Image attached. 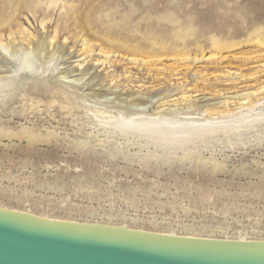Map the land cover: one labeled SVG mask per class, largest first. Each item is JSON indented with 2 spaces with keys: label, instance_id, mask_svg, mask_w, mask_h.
<instances>
[{
  "label": "rangeland",
  "instance_id": "374dc122",
  "mask_svg": "<svg viewBox=\"0 0 264 264\" xmlns=\"http://www.w3.org/2000/svg\"><path fill=\"white\" fill-rule=\"evenodd\" d=\"M256 117L264 0H0V208L264 241Z\"/></svg>",
  "mask_w": 264,
  "mask_h": 264
},
{
  "label": "water",
  "instance_id": "95a60500",
  "mask_svg": "<svg viewBox=\"0 0 264 264\" xmlns=\"http://www.w3.org/2000/svg\"><path fill=\"white\" fill-rule=\"evenodd\" d=\"M0 264H264V241L171 236L0 208Z\"/></svg>",
  "mask_w": 264,
  "mask_h": 264
},
{
  "label": "clouds",
  "instance_id": "9594fccd",
  "mask_svg": "<svg viewBox=\"0 0 264 264\" xmlns=\"http://www.w3.org/2000/svg\"><path fill=\"white\" fill-rule=\"evenodd\" d=\"M178 123H177V127H180V126H184L183 123L177 119L176 120ZM261 121H264V117H256L253 121H252V124L251 125H255V124H258L260 123ZM250 125V126H251ZM117 131H119L118 129H116ZM243 130V129H242ZM241 130V131H242ZM165 146L167 147H180L181 146V142H175V143H165Z\"/></svg>",
  "mask_w": 264,
  "mask_h": 264
},
{
  "label": "bare ground",
  "instance_id": "6f19581e",
  "mask_svg": "<svg viewBox=\"0 0 264 264\" xmlns=\"http://www.w3.org/2000/svg\"><path fill=\"white\" fill-rule=\"evenodd\" d=\"M41 24H43V23H41ZM45 25V24H44ZM42 26V25H41ZM52 42H53V40H51V42H50V45L52 44ZM87 48V47H86ZM41 49H42V46H41V48H39V47H34L33 49H32V51H31V53H35V54H37L38 52H40L41 51ZM44 56V55H43ZM239 103V102H238ZM14 211V210H13ZM19 212V211H18ZM21 213H23V212H21ZM26 214V213H25ZM171 236H175V235H171Z\"/></svg>",
  "mask_w": 264,
  "mask_h": 264
}]
</instances>
